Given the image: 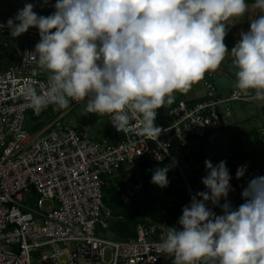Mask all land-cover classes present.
I'll return each mask as SVG.
<instances>
[{"label": "clouds", "instance_id": "obj_1", "mask_svg": "<svg viewBox=\"0 0 264 264\" xmlns=\"http://www.w3.org/2000/svg\"><path fill=\"white\" fill-rule=\"evenodd\" d=\"M52 6L45 16L25 3L6 25L0 23L12 37L38 29L33 54L46 84L38 88L29 81L23 88L36 114L84 102L82 114L108 116L117 132L135 130L157 141L164 131L156 124L158 110L226 59L237 94L264 102V0H255L259 14L231 50L225 39L233 21L247 13L246 0H55ZM204 164L206 191L191 194L178 226H167L159 251L173 264H264V176L249 179L244 202L233 208L226 161ZM170 167L155 169L151 182L167 187ZM246 171L247 165L239 166L236 178Z\"/></svg>", "mask_w": 264, "mask_h": 264}, {"label": "built area", "instance_id": "obj_2", "mask_svg": "<svg viewBox=\"0 0 264 264\" xmlns=\"http://www.w3.org/2000/svg\"><path fill=\"white\" fill-rule=\"evenodd\" d=\"M22 1L34 3V11L55 3ZM16 6L9 13L0 12V23L6 25L15 17ZM39 39L36 28L19 37H12L7 26L0 30V264H173L172 257L159 251L167 228L159 222L139 223L130 239L106 237L112 213L104 202V187L123 166L138 174L140 158L155 166L170 159L190 195L199 192L202 180L189 181L192 153L199 150L194 141L221 131L225 117L232 116L234 102L252 101L235 88L220 94L209 72L203 98L194 102L180 98L158 110L156 124L164 131L157 141L135 130L117 132L110 117L112 137L97 139L65 125L68 110H59L44 123L41 117L53 107L36 114L29 106L23 95L25 83L31 81L38 88L46 84L33 54ZM77 104L70 102V107ZM28 116L38 121L27 127ZM255 133L264 137V124ZM255 133L245 132L241 140L252 143ZM174 145L188 157L182 161L174 155ZM138 191L130 183L122 191L123 198L130 199ZM208 207L217 212L210 202ZM171 226H178V219Z\"/></svg>", "mask_w": 264, "mask_h": 264}, {"label": "trees", "instance_id": "obj_3", "mask_svg": "<svg viewBox=\"0 0 264 264\" xmlns=\"http://www.w3.org/2000/svg\"><path fill=\"white\" fill-rule=\"evenodd\" d=\"M195 100L189 101L194 102ZM98 117L100 116L87 114L82 120V126L93 125ZM105 135L112 137L111 131ZM172 152L174 155L180 156L182 161L188 157L183 156V153H181L176 145L173 146ZM192 154V162L200 164L198 170H191L189 181L196 184L199 181L197 172L205 167L204 161L209 158L201 149ZM166 165H171L167 174L169 184L167 187L161 188L151 182V177L155 169ZM116 175V182L113 183L109 178V185L104 187V202L106 207L111 210L110 231L117 239H130L134 237L137 225L141 222H159L164 227L171 226L182 215L183 206L191 202V195L184 177L177 165L170 159L155 166L147 159L140 158L138 161V174L134 169H127L123 166ZM130 183L136 184L139 191L129 201H126L123 198L122 191ZM199 191H203V189ZM243 202L241 196L239 205Z\"/></svg>", "mask_w": 264, "mask_h": 264}, {"label": "crops", "instance_id": "obj_4", "mask_svg": "<svg viewBox=\"0 0 264 264\" xmlns=\"http://www.w3.org/2000/svg\"><path fill=\"white\" fill-rule=\"evenodd\" d=\"M246 3L249 5L248 11L245 14V16L239 20V21H233V25L229 27L228 35L226 36L225 43L228 46V49L231 50V48L235 45V43L240 39V33L241 31H248L250 28V20L255 17V15L258 13V10L253 7L255 0H246ZM35 11L39 15H49L54 11V7L46 6L42 7L40 9H35ZM214 74V81L217 85L218 92L222 95L228 94L230 91L234 89V71L231 67L230 60H225L221 67L215 71L211 72ZM208 77V73L205 75V78L200 81L198 84L193 85L192 89L187 94H180L176 93V100L180 98H186L187 100L192 99H201L206 94V88L204 85V82L206 78ZM242 103H249V102H242ZM84 106V102H80L75 107H70L67 109L70 113L76 111L79 107ZM168 106H165L167 108ZM69 113V114H70ZM68 114V115H69ZM86 115L85 114H79V116L76 117V119L79 122L78 129L82 131H87L91 136L99 139L102 137H105L106 133L111 131L110 124H109V117L108 116H100L97 118L96 122L93 125L85 126L83 127V119ZM235 118L234 124H239V122L244 123L245 125L241 127V133L245 132H255V128L258 126H261L264 124V116L261 114L254 115L252 117H241L239 118V115L237 112L232 113V116L225 119V126L222 129V131L225 130V127L228 123H231L233 120L228 121V119ZM239 120V121H238ZM71 126H74L72 123H70ZM221 131V132H222ZM234 133H231L230 136L233 137ZM222 134H212L204 141H198L195 140L194 144H196L199 147V150H203L206 156L209 158V160L212 161L213 164H218L220 160L225 158L221 157L220 154V143H223L222 140L225 137V142L228 144V146L232 145L231 138L228 135H224V137H221ZM111 137V136H110ZM253 143V150L250 151H235L233 154V157L238 158L239 162L236 166H231L228 168L230 170V175L232 177L230 184L232 186V191H230L228 196V201H230L233 208H237L239 206V201L241 198V192L244 187L247 186V182L249 179L255 177V176H264V137L259 136V134L255 135V138L252 140ZM230 158L231 155H230ZM216 160V161H215ZM241 165H247V171L244 175V177L237 179L236 178V171L237 168ZM258 170V172H256ZM234 171V172H232ZM232 172V173H231ZM207 174L206 168L203 167L200 171L197 172V178L199 180H202V178ZM203 191H206L205 187L203 186ZM221 204H223L225 201L221 200ZM220 214H222V211H220ZM219 213L217 215H220Z\"/></svg>", "mask_w": 264, "mask_h": 264}, {"label": "rangeland", "instance_id": "obj_5", "mask_svg": "<svg viewBox=\"0 0 264 264\" xmlns=\"http://www.w3.org/2000/svg\"><path fill=\"white\" fill-rule=\"evenodd\" d=\"M16 5H20L22 7H24V2L22 0H0V12L1 13H9L12 9L15 8ZM233 106V110L234 112H237L239 115L238 119H241V117H252L254 115H257L258 113L264 116V102H256V101H252L249 103H242V102H234L232 104ZM83 105L81 107H79L76 111L72 112V113H68L64 119L63 122L65 125H70V123H72L73 125H75V127L77 128L79 126V122L76 119L77 116H79V114L82 113L83 110ZM59 110H55L54 108H52L51 110H49L47 113H45L42 117L41 120L46 123L49 120H51L53 117L57 116L59 114ZM224 114V112H223ZM225 115V114H224ZM225 118H229V117H225ZM233 120L231 123H228L225 127L224 131H219L217 132V134H222L221 137H224V135H229L231 133L233 137L230 136L231 138V142L232 145L228 146V144L225 142V137L223 138L222 142L220 143V154L221 157L223 158V156L225 158H223L222 160L226 161V166L227 168H230L231 166H236L238 164V158H236V162H235V157H233L234 152L236 151H250L252 152L253 148V143H247L245 144L242 140V133H241V127L244 126V123L239 122V124H234L235 122V118H231L228 119V121ZM38 120H36L35 118H32L30 116L27 117V121H26V126L28 127L29 124L36 122ZM239 121V120H238ZM216 134V133H214ZM230 155L232 158H230ZM216 161V160H215ZM221 161V160H220ZM192 166V170H198L200 168V164H196L194 161L191 163ZM256 172H258V170H256ZM117 175H114L113 177L110 178V180L115 183L116 182V177ZM128 185V184H127ZM131 199V198H130ZM130 199H125L126 201H129ZM222 203V202H221ZM157 206H159V204H157ZM108 208V207H107ZM221 208L217 207V212L216 214H220ZM106 237L108 238H116L112 232L110 230H108L106 232Z\"/></svg>", "mask_w": 264, "mask_h": 264}, {"label": "water", "instance_id": "obj_6", "mask_svg": "<svg viewBox=\"0 0 264 264\" xmlns=\"http://www.w3.org/2000/svg\"><path fill=\"white\" fill-rule=\"evenodd\" d=\"M16 10H18V6H16Z\"/></svg>", "mask_w": 264, "mask_h": 264}]
</instances>
